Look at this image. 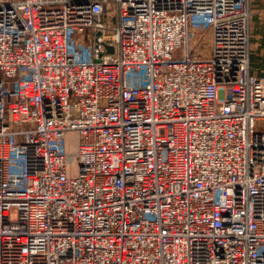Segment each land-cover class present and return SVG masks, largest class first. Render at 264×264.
Instances as JSON below:
<instances>
[{"label":"built area","instance_id":"obj_1","mask_svg":"<svg viewBox=\"0 0 264 264\" xmlns=\"http://www.w3.org/2000/svg\"><path fill=\"white\" fill-rule=\"evenodd\" d=\"M250 18V0H0V264H264Z\"/></svg>","mask_w":264,"mask_h":264},{"label":"crops","instance_id":"obj_2","mask_svg":"<svg viewBox=\"0 0 264 264\" xmlns=\"http://www.w3.org/2000/svg\"><path fill=\"white\" fill-rule=\"evenodd\" d=\"M250 12L249 71L264 78V0H250Z\"/></svg>","mask_w":264,"mask_h":264},{"label":"rangeland","instance_id":"obj_3","mask_svg":"<svg viewBox=\"0 0 264 264\" xmlns=\"http://www.w3.org/2000/svg\"><path fill=\"white\" fill-rule=\"evenodd\" d=\"M67 141H68L69 150L70 151H75L76 148H77V133H69ZM74 163L75 164L70 167V170H71L72 173L75 174L76 173V171H75V169H76L75 167L76 166L75 165H77V161L75 160ZM13 218H16V214L15 213L13 214Z\"/></svg>","mask_w":264,"mask_h":264}]
</instances>
